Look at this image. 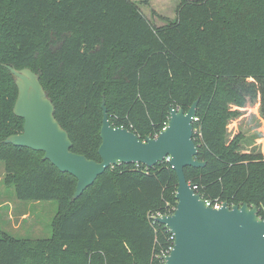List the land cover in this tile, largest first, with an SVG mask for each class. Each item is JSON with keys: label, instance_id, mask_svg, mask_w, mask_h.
<instances>
[{"label": "trees", "instance_id": "trees-1", "mask_svg": "<svg viewBox=\"0 0 264 264\" xmlns=\"http://www.w3.org/2000/svg\"><path fill=\"white\" fill-rule=\"evenodd\" d=\"M40 75L72 150L101 161L103 101L113 126L142 140L168 124L170 109L194 120L196 158L185 173L212 203H249L264 219V151L229 139L232 104L259 101L264 118V0H181L157 26L134 0H0V160L5 183L25 201L57 200L49 238L0 230V264H165L173 245L157 219L177 207L168 161L109 167L74 199L77 179L43 151L8 143L24 129L19 88L6 66Z\"/></svg>", "mask_w": 264, "mask_h": 264}, {"label": "water", "instance_id": "water-1", "mask_svg": "<svg viewBox=\"0 0 264 264\" xmlns=\"http://www.w3.org/2000/svg\"><path fill=\"white\" fill-rule=\"evenodd\" d=\"M7 67L19 88L14 113L25 123L23 131L6 142L43 151L44 159L73 175L77 179L74 199L111 166L143 163L153 167L170 157L179 178L178 204L174 213L157 218L175 236L166 264H264V219L258 214V206L230 205L227 201L220 208L210 206L186 177L187 166L206 165L196 158L194 120L198 100L188 110L172 107L167 126L157 136L144 140L125 127L113 126L104 100L101 161H96L72 150L69 133L55 117V105L40 75L31 68Z\"/></svg>", "mask_w": 264, "mask_h": 264}, {"label": "rangeland", "instance_id": "rangeland-1", "mask_svg": "<svg viewBox=\"0 0 264 264\" xmlns=\"http://www.w3.org/2000/svg\"><path fill=\"white\" fill-rule=\"evenodd\" d=\"M143 13L157 26L175 19L181 0H134ZM6 66H10L7 65ZM15 67V66H10ZM24 68H20L21 70ZM18 69V68H17ZM16 79V78H15ZM238 111L228 124L229 139L244 134V151H264V118L259 101L245 105L232 104ZM6 163L0 160V230L18 238H49L53 234L52 222L58 212L57 200L25 201L17 197L16 188L5 183ZM27 214V217H22Z\"/></svg>", "mask_w": 264, "mask_h": 264}, {"label": "built area", "instance_id": "built-area-1", "mask_svg": "<svg viewBox=\"0 0 264 264\" xmlns=\"http://www.w3.org/2000/svg\"><path fill=\"white\" fill-rule=\"evenodd\" d=\"M197 119V117L195 118V120ZM169 159H170V157H167V160L166 161H168L169 162ZM193 188L196 190L197 189V186L195 185V186H193ZM206 202H207V204L208 205H210V206H213V207H215V208H220L222 205H223V203L224 202H217V203H212L211 201H209V200H206ZM170 230V229H169ZM170 232H171V230H170ZM171 238L173 239V245H174V240H175V236H174V234L171 232ZM173 245L169 248V250L167 251V252H165V253H163V255H162V258H163V261H164V263L166 264V260H165V257L170 253V251L172 250V248H173Z\"/></svg>", "mask_w": 264, "mask_h": 264}, {"label": "crops", "instance_id": "crops-1", "mask_svg": "<svg viewBox=\"0 0 264 264\" xmlns=\"http://www.w3.org/2000/svg\"><path fill=\"white\" fill-rule=\"evenodd\" d=\"M22 217H24V218H25V217H27V214H26V215H24V216H22Z\"/></svg>", "mask_w": 264, "mask_h": 264}]
</instances>
